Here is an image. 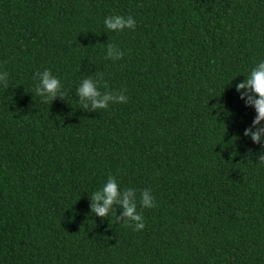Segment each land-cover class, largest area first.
<instances>
[{
  "label": "trees",
  "instance_id": "1",
  "mask_svg": "<svg viewBox=\"0 0 264 264\" xmlns=\"http://www.w3.org/2000/svg\"><path fill=\"white\" fill-rule=\"evenodd\" d=\"M112 14L135 29L108 31ZM261 60L264 0H0V264H264V165L235 88ZM45 69L65 100L34 93ZM86 76L127 102L82 110ZM109 175L143 230L90 213Z\"/></svg>",
  "mask_w": 264,
  "mask_h": 264
},
{
  "label": "clouds",
  "instance_id": "2",
  "mask_svg": "<svg viewBox=\"0 0 264 264\" xmlns=\"http://www.w3.org/2000/svg\"><path fill=\"white\" fill-rule=\"evenodd\" d=\"M104 26L108 31L121 32L124 29H135L134 17L117 14L108 15L104 18ZM105 59L118 60L123 58L124 52L114 43L105 44ZM91 76L82 79L76 88V96L79 98L80 108L86 112H97L99 109H107L110 104L126 103L127 97L122 92L104 91L98 88L99 80ZM34 93L41 97L43 102L51 103L59 97L65 100L66 93L61 81L50 70H37L33 74ZM0 84L8 87V73H0ZM107 84L104 88L107 89ZM239 98L244 101L246 107H252L255 111L251 125L247 127L243 135L249 137L253 144L260 145L261 152L256 158L264 165V60L257 62L244 76L242 82L235 85ZM251 154V150H249ZM90 199V213L101 220L108 217L114 210V205L119 206L121 212L115 215L118 222L131 227L133 231H141L145 228L144 217L137 211V190L133 188L121 189L114 176L109 175L102 187L92 193ZM139 203L142 208L155 206V199L149 189L139 190ZM116 213V209H115Z\"/></svg>",
  "mask_w": 264,
  "mask_h": 264
}]
</instances>
